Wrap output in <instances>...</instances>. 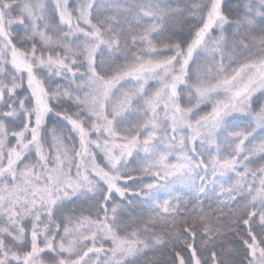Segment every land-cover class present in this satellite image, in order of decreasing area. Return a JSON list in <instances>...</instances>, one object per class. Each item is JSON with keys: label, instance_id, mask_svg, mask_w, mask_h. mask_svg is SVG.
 Returning <instances> with one entry per match:
<instances>
[{"label": "trees", "instance_id": "1", "mask_svg": "<svg viewBox=\"0 0 264 264\" xmlns=\"http://www.w3.org/2000/svg\"><path fill=\"white\" fill-rule=\"evenodd\" d=\"M80 1L71 0V7ZM1 2L15 15L43 1ZM197 2L95 0L87 26L76 27L73 15L64 14L7 25L10 49L7 57L0 53V77L7 80L0 84V150H9L0 167V189L20 170L15 164L10 175L5 172L13 146L21 150L17 139L37 153L33 178L46 175V180V162L53 160L57 144L66 143L82 172L78 178L101 183L105 193L98 205L81 194L46 205L35 200L39 193L22 205L0 198V264H6V250L17 255L16 264H264V78L254 84L264 73V58L249 62L248 78L237 64L240 49L264 50V0H216L213 16L200 26L189 16ZM62 28L79 29L73 41L97 46L93 70L107 82L106 121L129 140L116 143L119 147L143 157L137 145L146 138V108L155 99L160 113L168 107L165 138L186 132L196 155L197 137L209 131L226 170L235 171L197 182L166 208L144 192L120 190L132 181L112 177L106 159L96 153L77 89L85 71L59 61L74 38L64 36ZM30 48L57 54L49 70L71 81L67 103L51 104L39 76L44 63L28 57ZM127 91L135 94L132 106L117 113ZM238 132L246 136L238 139ZM84 222L93 227L75 229Z\"/></svg>", "mask_w": 264, "mask_h": 264}, {"label": "rangeland", "instance_id": "2", "mask_svg": "<svg viewBox=\"0 0 264 264\" xmlns=\"http://www.w3.org/2000/svg\"><path fill=\"white\" fill-rule=\"evenodd\" d=\"M42 1L32 8L28 6L22 12L16 11L14 15L6 8L3 9V2L0 0V25L5 29L2 36L0 35V53L3 52V57H7L10 49L7 43V40H10L7 39L10 31L8 30V24L11 26L12 22H17L19 18L32 23L42 17L49 19V17L54 15L64 14L66 18L73 15L72 18L74 20L72 19V21L76 27L81 25L87 26L90 21L89 8L95 0H81L76 4L75 8L71 7V0ZM215 2L216 0H198L191 7L189 16L197 21L198 26L202 25L213 16ZM73 30V32L69 33L66 28L61 29L65 33L63 34L64 36L69 37L74 35V38H71L72 44L69 42L65 43V50L63 51L65 53L59 61L66 64L68 62L73 63L76 65L78 73L85 71L83 74H86V79L84 82L79 83L77 89H79L82 96V105L88 110V126L93 128L90 138L93 144L97 146L96 148H98L96 153L100 155V159H106L111 176L116 178L123 177L128 182L132 181L125 188L119 187L120 190L126 191L130 187L135 191L144 192L146 198L153 204L155 203L156 206L166 208L178 202L181 196L193 191L197 182L219 180L226 172L235 171L233 168L226 170L225 159L219 154L220 149H218L209 131L200 133L197 137L195 142L198 145V153L196 155L193 154L190 145H188L189 136L186 132L180 133L176 137L172 134L165 138L162 135V129L165 123L164 120L168 119H166L167 115L165 114L168 107H163L160 113L155 99L146 108L147 128L144 127L143 131V135L146 138L140 140L137 145L139 154L140 156L143 155V157L133 158L135 152L128 154L125 149L119 147L118 144L121 141H128L129 143V140L114 132L113 128L107 123L109 120L106 121L107 116L104 105L107 95H105L103 90L107 82L102 81L93 70V60L97 53V46L93 45L89 47L73 41L74 39L77 40V37L81 35L78 32L79 29ZM40 37L42 39L48 38L47 36ZM28 38H32V36L29 35ZM263 52L264 50L260 47L254 50L245 48L239 50L237 53V64L243 69L244 78H248L250 72H252L248 68L249 62L254 63L263 59ZM26 54L29 58L31 57L44 63L43 66L41 65L39 76L44 87L47 89L51 104L67 103L66 98L68 99L69 97L71 81L64 75L49 70L51 67H54L52 64L57 61V54L53 53L50 56L47 51H43L40 48L39 50L30 48ZM82 58H84L87 65L83 64ZM263 78L264 73L256 79L254 84ZM6 81L5 78L0 77V84L3 85ZM235 84L232 83L230 86L234 87ZM133 95L135 94L129 91L125 95H121V100L117 102V113H123L132 106V102L135 99ZM240 98L241 96H238L236 100L240 101ZM97 125L98 127H96ZM245 136L242 132H238L237 134L238 139ZM44 140L45 142L48 141L46 136ZM15 142L17 147H21V150L17 151L15 146H13V159L11 165L5 169L7 170L5 172L10 175V169L15 164H19V167H21L20 170L16 169L18 172L16 171L13 178L9 176L3 182V187L0 189V198L3 199L9 196L12 198L10 202L13 206L17 204L22 205L39 193L41 195L40 199L35 200L42 205H46L47 202H52L53 204L61 203V201L68 198L67 194L74 197L81 194L90 200L93 205L100 203L101 195L105 193L102 189L103 186L101 183H92V181L83 182L82 179L78 178L82 175V172L76 167V163L73 160L74 150L66 143L65 145L57 144L59 147L55 148L53 160H49L51 164L49 161L46 162L50 172L48 170L45 171L49 175L44 181L43 178L46 175L40 178L32 177L34 170L40 164L37 153L31 147L32 145L17 139ZM8 150L6 147L0 150V167L1 165L3 167V163L7 161V154L5 152ZM88 227H93V225L84 222L80 226H76L75 229L83 230L88 229ZM7 253L6 250L4 254L6 256L4 260L6 264H16L17 255L11 251H9V254Z\"/></svg>", "mask_w": 264, "mask_h": 264}]
</instances>
